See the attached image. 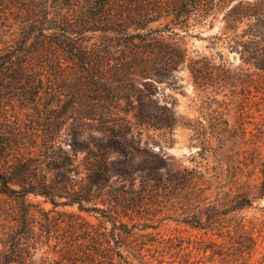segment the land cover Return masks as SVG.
<instances>
[{"label":"trees","instance_id":"obj_1","mask_svg":"<svg viewBox=\"0 0 264 264\" xmlns=\"http://www.w3.org/2000/svg\"><path fill=\"white\" fill-rule=\"evenodd\" d=\"M219 13L223 27L230 31L223 36V46L239 58V64L234 65L221 51L217 63L205 55L190 58L188 69L193 85L200 89L235 87L240 80L250 79L253 72L264 70V0H0V39H14V45L7 42L0 46V101L7 98L6 94L22 105L40 104L43 99L46 102L42 100L41 104L47 114L54 113L61 90L65 92L62 116L48 118L39 135L30 136L15 128L0 132V194L16 197L22 205L28 195H40L53 206L76 205L80 211L99 215L104 225H100L101 230L91 225L93 229L86 231L90 242L86 251L79 249V238L76 239V254L81 251L87 264H99V260L100 264H112L116 260L115 251H120V246L111 242L116 237L117 215L90 204L95 195L92 193L107 185L113 173L124 176L136 172L148 179L152 173L150 167L134 165L132 156L116 139L130 131L121 122L123 119H117L120 102L132 105L136 101L137 110L123 111H132L139 125L153 123V128L171 127L173 120L142 112L144 94L135 84V77L151 75L155 87L163 81L170 85L175 82L174 72L187 58V49L179 38L200 36L196 28L207 21L212 26ZM130 28L153 30V45L147 44L146 38L137 42L134 37L127 40L125 35ZM125 47L134 53L133 58L125 61L111 57ZM43 56L46 59L41 62L50 68L53 81H49L50 87L40 96L42 88L37 79L41 78L32 75L30 65L34 58ZM62 60L71 64L66 83L59 80L60 70L55 68ZM112 60L115 65L111 67ZM153 108H157L154 103ZM66 123L74 138L87 130L98 134L79 148H75L74 142L71 144V151L86 152L81 162L86 183L80 187L67 180L72 172L79 173V165H75L73 154L58 140V133ZM160 169L162 164L155 161L154 185L162 180ZM262 175L259 189L264 196V168ZM61 197L65 200H58ZM233 200V210H217L212 206L182 221L220 237L225 232L231 234L224 223L230 219L229 213L235 212L231 217L237 255L252 257L261 251L254 232L244 230L245 216L239 210L250 205L252 199L236 193ZM107 201L120 205L122 200L109 191ZM25 212L22 210L23 223L28 222ZM77 219L80 222V216ZM27 232L12 236L10 256L0 264H26L21 259L25 254L24 245L28 243L23 241L28 239ZM72 246L62 249L63 259H69L67 255ZM258 264H264V253Z\"/></svg>","mask_w":264,"mask_h":264},{"label":"rangeland","instance_id":"obj_2","mask_svg":"<svg viewBox=\"0 0 264 264\" xmlns=\"http://www.w3.org/2000/svg\"><path fill=\"white\" fill-rule=\"evenodd\" d=\"M221 16L219 13L212 26L207 21L197 27L195 31L200 36L179 38L187 49V58L178 65L174 72L175 82L171 85L163 81L155 87L151 75L135 77V84L144 94L142 112L173 120L171 127L153 128V123L139 125L132 111H123L137 110L136 101L132 105L120 102L117 119H123L121 122L130 131L116 139L132 156L134 165L150 167L152 173L148 175L149 179L136 172L124 176L113 173L107 185L92 193L95 195L90 204L117 215L116 237L111 242L118 244L120 251H115L116 260L112 264H258L264 253V196L259 189L264 168V70L253 72L250 79L240 80L235 87L200 89L193 85L188 69L190 58L203 55L217 63L220 51L234 65L239 64V58L223 46V36L230 31L223 27ZM153 34V30L132 31L130 28L125 38L134 37L135 42L146 38L147 44L153 45ZM164 36L170 39L167 34ZM13 40L9 37L0 39V46L7 42L14 45ZM111 57L127 61L134 53L125 47ZM44 59L45 56L34 58L30 65L32 75L41 78L37 79L42 88L40 96L50 87L49 81H53L50 68L41 62ZM113 60L109 62L111 67L115 65ZM69 65L64 61L55 66L60 70L59 80H65V83L70 77ZM61 93L54 113L47 114L41 104L43 99L40 104L22 105L6 94L7 98L0 101V132L15 128L30 136L39 135L48 118L62 116L65 92L61 90ZM153 103L157 108H153ZM67 126L68 123L61 127L58 140L73 154L75 165H79V173L72 172L67 180L80 187L86 183V173L81 165L86 152L71 151V144L74 142L75 148H79L98 134L87 130L74 138ZM155 161L162 164L159 172L163 174L162 180L154 185ZM70 167L74 168V165ZM50 176L54 175L50 173ZM58 179L63 180L61 176ZM109 191L118 194L122 200L120 205L108 203ZM236 193H244L246 198L252 199L250 205L239 209L245 216L244 230L254 232L261 251L252 257L237 255L236 237L232 231L234 218L231 217L235 212L231 211L230 219L224 223L231 229V234L225 232L220 237L182 221L212 206L217 210H233ZM245 202L248 201L245 199ZM22 210H27V223L22 222ZM77 216H80V222H77ZM100 220L99 215L80 211L76 205L53 206L40 195H28L22 205L20 199L0 194V263L10 256L12 236L28 230L25 233L28 239H23L28 243L24 245L25 254L21 259L26 264H87L81 251L76 254V239L79 238V249L86 251V247H90L86 231L101 230L100 225L104 223ZM65 242L73 245L67 255L69 259L61 257L62 249L69 245Z\"/></svg>","mask_w":264,"mask_h":264}]
</instances>
